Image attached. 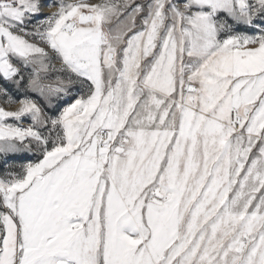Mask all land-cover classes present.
I'll return each instance as SVG.
<instances>
[{"label":"snow or ice","instance_id":"obj_1","mask_svg":"<svg viewBox=\"0 0 264 264\" xmlns=\"http://www.w3.org/2000/svg\"><path fill=\"white\" fill-rule=\"evenodd\" d=\"M0 264H264V0H0Z\"/></svg>","mask_w":264,"mask_h":264}]
</instances>
